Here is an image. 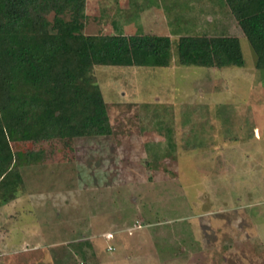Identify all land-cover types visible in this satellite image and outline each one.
<instances>
[{"label": "rangeland", "instance_id": "374dc122", "mask_svg": "<svg viewBox=\"0 0 264 264\" xmlns=\"http://www.w3.org/2000/svg\"><path fill=\"white\" fill-rule=\"evenodd\" d=\"M83 33L169 37V65L93 68L111 135L13 146L0 264H264V69L244 36L241 67L177 62L240 35L224 1L86 0Z\"/></svg>", "mask_w": 264, "mask_h": 264}, {"label": "trees", "instance_id": "16d2710c", "mask_svg": "<svg viewBox=\"0 0 264 264\" xmlns=\"http://www.w3.org/2000/svg\"><path fill=\"white\" fill-rule=\"evenodd\" d=\"M264 69V0H223ZM86 0H0V206L22 184L19 143L109 136L97 66L167 67L170 39L85 35ZM51 17V20H50ZM177 62L205 68L244 64L236 37L183 36Z\"/></svg>", "mask_w": 264, "mask_h": 264}, {"label": "crops", "instance_id": "0c3cea01", "mask_svg": "<svg viewBox=\"0 0 264 264\" xmlns=\"http://www.w3.org/2000/svg\"><path fill=\"white\" fill-rule=\"evenodd\" d=\"M238 32L240 33V35H238V36L236 35V36H234V37L238 38V37L244 36L243 33H242V31L240 30L239 27H238ZM254 135H255L256 137L259 136V131H258L256 128H254Z\"/></svg>", "mask_w": 264, "mask_h": 264}]
</instances>
